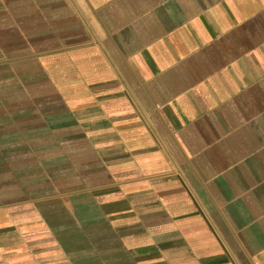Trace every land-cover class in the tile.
Masks as SVG:
<instances>
[{"label":"crops","instance_id":"crops-1","mask_svg":"<svg viewBox=\"0 0 264 264\" xmlns=\"http://www.w3.org/2000/svg\"><path fill=\"white\" fill-rule=\"evenodd\" d=\"M0 264H264V0H0Z\"/></svg>","mask_w":264,"mask_h":264}]
</instances>
